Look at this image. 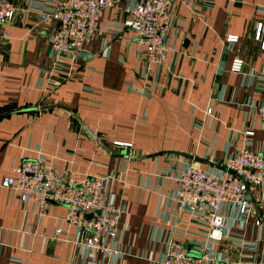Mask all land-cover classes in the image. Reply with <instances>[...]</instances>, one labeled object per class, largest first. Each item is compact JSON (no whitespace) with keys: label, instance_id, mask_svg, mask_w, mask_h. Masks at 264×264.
Masks as SVG:
<instances>
[{"label":"crops","instance_id":"1","mask_svg":"<svg viewBox=\"0 0 264 264\" xmlns=\"http://www.w3.org/2000/svg\"><path fill=\"white\" fill-rule=\"evenodd\" d=\"M12 1L17 14L0 26V264H163L174 235L199 253L205 227L179 211L169 174L193 160L224 170L242 145L264 150V119L248 105L264 104V27L256 38L264 0H179L169 32L177 50L150 78L124 12L106 7L84 55L64 60L74 76L53 90L45 72L50 22L28 9L43 0ZM230 34L239 40L227 41ZM235 53L245 59L242 72L230 68ZM39 154L60 172L108 177L112 200L125 206L115 263L50 238L65 223V204L51 202L41 214L34 199L2 185L14 166ZM252 192L255 212L227 214L214 245L220 264H264V185Z\"/></svg>","mask_w":264,"mask_h":264},{"label":"built area","instance_id":"2","mask_svg":"<svg viewBox=\"0 0 264 264\" xmlns=\"http://www.w3.org/2000/svg\"><path fill=\"white\" fill-rule=\"evenodd\" d=\"M179 0H43L31 4L40 21H49L47 32L50 64L47 87L51 90L74 76L64 60L84 55L86 44L96 35L103 10L119 7L125 14L124 23L136 32V45L142 52L145 76L150 78L157 67L167 63L177 50L170 39L173 9ZM18 11L12 0H0V26L14 19ZM264 27L260 22L257 39ZM9 36L8 31H4ZM239 36L230 34L227 41L237 42ZM264 48V39H262ZM245 59L235 53L231 69L242 72ZM254 115L264 119V104L249 101ZM214 113L213 106L207 108ZM255 130L247 128L246 135ZM119 146H132V141L116 140ZM227 169L211 170L197 161L181 165L169 176L176 183L173 197L179 211H189L204 227V240L199 253H191L184 238L174 235L169 241L163 264H220L216 240L223 238L228 212L237 210L242 217L256 210L253 187L264 185V150L242 145L225 158ZM2 185L19 194L21 200L34 199L39 212L46 214L51 202L67 206L64 225H58L49 235L64 244H81L88 253H99L104 260L115 263L122 249L117 244L120 218L125 206L112 200L107 176L84 174L67 168L60 172L48 163L44 155L28 157L12 169ZM89 214H92L91 216ZM229 264H243L234 260Z\"/></svg>","mask_w":264,"mask_h":264},{"label":"water","instance_id":"3","mask_svg":"<svg viewBox=\"0 0 264 264\" xmlns=\"http://www.w3.org/2000/svg\"><path fill=\"white\" fill-rule=\"evenodd\" d=\"M168 151H170V152H172V153L182 154V155L187 156V157H190V158H195V159H197V160H199V161H204V162H207V163H212V162L209 161L207 158L196 157L194 154L189 153V152H186V151H179V150H168ZM223 168H224V169H227L226 166H223ZM261 214L264 216V212H261ZM89 215L91 216L92 214H89Z\"/></svg>","mask_w":264,"mask_h":264}]
</instances>
